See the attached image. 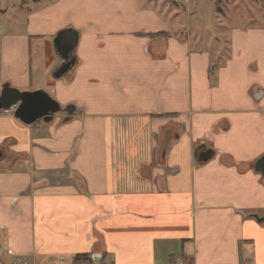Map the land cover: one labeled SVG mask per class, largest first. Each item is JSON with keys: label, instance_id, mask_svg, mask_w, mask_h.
<instances>
[{"label": "crops", "instance_id": "obj_1", "mask_svg": "<svg viewBox=\"0 0 264 264\" xmlns=\"http://www.w3.org/2000/svg\"><path fill=\"white\" fill-rule=\"evenodd\" d=\"M209 11L0 0V94L73 112L26 126L0 110V264H264V25L209 32Z\"/></svg>", "mask_w": 264, "mask_h": 264}, {"label": "water", "instance_id": "obj_2", "mask_svg": "<svg viewBox=\"0 0 264 264\" xmlns=\"http://www.w3.org/2000/svg\"><path fill=\"white\" fill-rule=\"evenodd\" d=\"M76 43L77 34L72 30H64L55 36L53 45L60 64L56 68V78H60V76L66 74L73 66L72 53ZM10 108H14L13 117L26 126H30L39 120L49 123L59 113L67 116L73 113H70L71 110L69 108H61L47 93L41 90L19 92L9 86H4L0 94V110ZM212 155L210 150L201 152L199 154V161L206 162ZM255 171L261 172L264 178V158L256 163ZM255 219L259 222L264 221V218Z\"/></svg>", "mask_w": 264, "mask_h": 264}, {"label": "rangeland", "instance_id": "obj_3", "mask_svg": "<svg viewBox=\"0 0 264 264\" xmlns=\"http://www.w3.org/2000/svg\"><path fill=\"white\" fill-rule=\"evenodd\" d=\"M200 4L210 8L209 16L204 15L205 27L207 31H212V20L225 21L227 25L232 24L234 21L242 23V18L247 17L253 23L264 25V0H197ZM253 5V6H252ZM217 7L221 11H217ZM236 12V13H234ZM234 13V14H233ZM235 14H238L239 17ZM193 27L196 23L193 21ZM29 91V90H26Z\"/></svg>", "mask_w": 264, "mask_h": 264}, {"label": "built area", "instance_id": "obj_4", "mask_svg": "<svg viewBox=\"0 0 264 264\" xmlns=\"http://www.w3.org/2000/svg\"><path fill=\"white\" fill-rule=\"evenodd\" d=\"M13 110H14L13 108L7 109L5 110V113L13 112ZM100 264H105V263H100ZM173 264H182V262L179 259H177Z\"/></svg>", "mask_w": 264, "mask_h": 264}]
</instances>
